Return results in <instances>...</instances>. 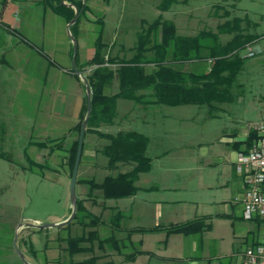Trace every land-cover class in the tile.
Segmentation results:
<instances>
[{
    "label": "rangeland",
    "instance_id": "obj_1",
    "mask_svg": "<svg viewBox=\"0 0 264 264\" xmlns=\"http://www.w3.org/2000/svg\"><path fill=\"white\" fill-rule=\"evenodd\" d=\"M30 1L0 0V264H26L14 246L17 232L18 247L29 263L57 264L71 259L67 239L85 236L92 229H98L101 238L114 234L126 246L118 253L113 243H105L101 249L95 241L92 251L76 254L75 261L100 255L101 263L208 264L199 257L200 251L190 250L183 234L169 239L167 232L161 242L149 246L154 253L150 258L152 254L144 253L140 245L144 231L129 236L127 231L113 228L112 218L119 209L126 214L121 221L124 228L152 229L156 222L165 225L168 218L181 221L185 217L211 215L212 228L207 230V238L214 253L219 242L223 251L230 253L245 251L254 241L256 244L264 240V221L245 219L242 205L235 202L243 182L232 163V143L238 137L237 132L243 133L250 124L264 119V51L249 55L251 45L239 50L244 62L227 100L214 101L212 105H149V113H144L148 108L144 104L118 100L115 122L102 125L99 130L117 133L135 129L150 139L146 154L152 159L151 169L140 174L137 181L140 190L135 196L103 199L100 190L91 189L90 183L85 182L100 181L110 172L105 168L107 158L100 152L105 139L94 130H86L78 172L83 182L77 184V194L88 209L101 216L103 223L87 226L84 222L90 218L83 214L88 213L79 211L65 225L20 226L59 222L71 214L72 170L68 149L79 137L77 128L68 132L66 122L59 121L57 118L61 117L53 114L51 108L57 78L62 89H70L76 78L71 71L72 62L67 66L71 72H64L62 61L50 51L54 44L62 46L64 41H70L67 30L54 17L47 1L44 7ZM161 1L85 0L82 17L93 21L103 17L102 53L118 58L131 57L139 34L145 33L160 15L173 20L177 32L183 35H195L202 30L214 32L227 18L247 16L249 23L244 26L258 35L257 43L264 47V0H178L165 12L159 8ZM44 8L45 18L47 15L54 18L50 23L44 21ZM227 13L230 15L226 16ZM61 18L64 22L72 19ZM98 26L99 23L92 24L86 29L85 41L90 45L98 36ZM158 34L161 35L160 31L154 38ZM231 37L221 34L220 40L226 42ZM49 67L60 77L44 79L43 89L36 93L29 90L27 80L34 77L42 80ZM117 90L115 81L105 92ZM92 197L96 198L95 203ZM158 202L161 217L157 215ZM137 250L140 252L133 259L128 258ZM155 254L178 258L169 262L156 258Z\"/></svg>",
    "mask_w": 264,
    "mask_h": 264
},
{
    "label": "trees",
    "instance_id": "obj_2",
    "mask_svg": "<svg viewBox=\"0 0 264 264\" xmlns=\"http://www.w3.org/2000/svg\"><path fill=\"white\" fill-rule=\"evenodd\" d=\"M47 1L56 5L58 11L66 13L69 20L72 18V8L61 5L60 0ZM68 1L76 3L79 9L85 7L82 2ZM177 1L162 0L159 8L165 12ZM228 14L226 16L230 15ZM98 23L99 34L95 53L85 64L89 67L93 66L91 71L85 74L91 87L92 102V112L86 130H94L105 139L100 152L107 158L105 168L110 172L100 181L85 180V182L90 183L91 189L100 190L103 199L127 198L136 195L140 190L137 181L141 173L150 171L152 159L146 154L150 139L144 133L135 129L120 130L117 133L99 130L102 125L115 122L118 100L127 99L144 105L168 106L212 105L214 101L227 100L230 87L244 62V57L239 54V50L256 43L258 35L249 32V28L244 26L249 23L247 16L227 18L218 24L217 31L214 32L202 30L195 35H183L177 32V26L173 20L164 19L160 15L149 24L145 33L139 34L131 57L118 58L102 53L103 17L99 18ZM159 31L161 37L154 38ZM221 34H230L232 37L222 42ZM206 58H211L209 70L196 72L186 68L188 61H200ZM77 67L85 71L78 65ZM115 81H117L118 90L114 93H106L105 90ZM86 111L87 102L82 119L76 125L79 134ZM257 137L256 132L250 131L244 141L243 151H246ZM78 138L72 141L68 149L70 153L68 164L71 170L75 162ZM81 182L83 181L78 177L77 184ZM79 211L88 213L83 214L84 217L90 218V221L84 222L87 226L96 227L104 222L100 215L93 214L78 197L74 219ZM125 216L126 214L120 210L113 215L114 229H123L129 236L135 232L153 230L144 227L124 228L121 221ZM207 220L208 218H197L175 223L167 227L166 231L168 234L202 232L211 227V223ZM83 241L90 242V245H83ZM95 241L101 249L104 248L105 243H113L114 250L118 253H122V248L126 246L124 240L122 242L114 234L101 238L98 229H92L85 236L69 237L67 251L71 259L67 263L58 261L57 264H115L111 261L99 262L100 255H92L79 261L73 259L76 254L92 251ZM139 252L140 250L131 253L128 258L133 259Z\"/></svg>",
    "mask_w": 264,
    "mask_h": 264
},
{
    "label": "crops",
    "instance_id": "obj_3",
    "mask_svg": "<svg viewBox=\"0 0 264 264\" xmlns=\"http://www.w3.org/2000/svg\"><path fill=\"white\" fill-rule=\"evenodd\" d=\"M46 1L47 0H31L30 2H35L36 5H39L40 7L41 6L44 7V4L46 3ZM47 2H48V6H49L48 8L54 12V17H56L60 23L64 24L65 30H67V26H68V23L70 21L64 22V21H62L63 18H61L63 16L66 19V16H67L66 13L64 14L63 12L58 11L56 9V5L51 4L49 1H47ZM67 2H69V1L67 0ZM70 2L74 4V2H72V1H70ZM77 2H82L83 5L85 6V4H84L85 0L84 1L83 0L82 1L77 0ZM67 7L74 8L72 6H67ZM49 9H47V10H49ZM84 10H85V7L79 9V16L80 17L78 16L77 20L71 25L70 30H71V33L73 36H77L76 37L77 46H78V49H77V65L80 68L85 70V71L81 70L83 72V74L85 75L86 73H89L93 67V66H90V67L86 66L85 64L89 59H91L93 57V55L95 53L96 42H97L98 36L95 40V43L90 45V43L85 41V35L84 34H85L88 26L92 25V24L97 25L98 20L93 21L92 19H89V20L84 19L82 17ZM43 15H44V21H46V22L50 23L54 19V18H52V16H51V18H48L49 17L48 15L45 18V8L43 10ZM99 18H100V16H99ZM103 31H104V29H103ZM67 34H68V32H67ZM98 34H99V26H98ZM68 36H69V34H68ZM158 37L160 38L161 35L158 34ZM69 39H70V41L69 40L64 41L62 46L54 44L50 50L51 52L55 53L56 56H58V58L62 61L63 65H64L62 70L64 72H71L67 66H70V63L72 62V58H73V54H74V44H73V41H72L70 36H69ZM256 45H258L260 48V49H258V53H262L264 51V47L262 46V44H259L256 42L251 46L255 47ZM79 49H80L81 53H80ZM210 64H211V58H206V59H203L200 61L192 60V61H188L186 63V68H189V69L194 70L196 72H201V71L209 70ZM51 68L52 67H49L48 70L44 74L45 77H48L47 79L45 77L42 78V80L35 78V77L28 79L27 80V84H28L27 88L29 90H31L32 92L36 93L37 91H40L43 89L44 79H45V81H49L50 77L54 78V79L57 77H60V74L54 70L51 71L52 70ZM51 73H53V74H51ZM75 77H76V78H74L75 80H72L70 89H62L61 84L59 82V78H57L58 80L55 82L56 89H55L54 93H52L53 96H52V101H51V105H52L51 108L54 111L53 114L61 117V118H57V119H59V121L66 122L67 129H69L68 132H72V130L76 129L75 127L79 121V118H80V116L84 110V106L87 102L85 84L77 75ZM150 105L153 106V105H157V104H150ZM117 106H118V103H117ZM144 107H148L147 109L143 110L144 113H149V111H150L149 105H144ZM117 116H118V114H117ZM67 129H66V131H67ZM237 133H238V137H236V141H234L235 143L234 142H233L234 144L232 143L233 149H234V156L232 159V163H233L234 167H235V159H236L237 153L240 151H243V149L245 148L244 141L248 136L249 130L247 129L243 133H241V132H237ZM147 149H148V147H147ZM164 152H167V151H164ZM92 200L95 203L96 198L92 197ZM164 201L170 202L171 200H164ZM157 204L159 206L157 215L159 217H161L162 214H161V209H160V205H159L160 203L158 202ZM119 210L122 211V213L124 212L121 209H119ZM90 211L92 212V210H90ZM93 214H95V213H93ZM197 218H208L207 222L211 223V227L208 229V231L212 228V221H211L212 216L211 215H204V214L201 216L193 217V218H186L185 217L181 221H177V220H174L172 218H168L167 223L165 225H162V223L156 222L155 227L152 228L153 230L144 231L141 233L142 235H141V238L139 240H140V245L142 247L143 252L144 253L149 252L150 254H152L150 256V258H151L154 255V253L152 252V250L150 249L149 246L152 245V243L155 241L161 242V237H162V235H164L167 232L166 231L167 227H169L170 225L175 224V223H181V222H185V221L193 220V219H197ZM254 219H259V217H256ZM260 219L263 220L262 218H260ZM144 228H150V227H144ZM153 234L156 236L155 237L152 236ZM177 234H183V233H170V234L167 233V237L170 239L171 237H174ZM183 235L185 236L184 241L185 242L187 241L186 243H188L190 250L191 251H196V250L200 251L201 255L199 257L207 260L208 264H243L244 251L233 250L230 253L225 252V251H223L222 244L219 242L218 251H216L215 253L212 252L211 251V243H210L209 239L207 238V237H209V236H207L208 235L207 230L202 231V232H197V233L183 234ZM201 236H203V237H201ZM197 238H199L200 240L199 239L195 240ZM169 239H168V242L170 241ZM205 240L209 241V245H207ZM263 241L264 240H262L261 242H263ZM166 247H165V249H166ZM165 251H168V250L166 249ZM155 255H156V258L164 260V261L167 260L169 262L171 260H174V258H178L177 256L175 257V256L170 255V254H167V255L155 254ZM194 258L197 259V257H194ZM194 263H195V261L191 262L190 264H194ZM151 264H159V263L153 262Z\"/></svg>",
    "mask_w": 264,
    "mask_h": 264
},
{
    "label": "built area",
    "instance_id": "obj_4",
    "mask_svg": "<svg viewBox=\"0 0 264 264\" xmlns=\"http://www.w3.org/2000/svg\"><path fill=\"white\" fill-rule=\"evenodd\" d=\"M250 48L249 55H254L255 50ZM248 130L256 132L258 137L246 151L237 153L235 170L242 178L243 189L235 202L242 205L245 219H264V119L250 124ZM243 264H264V241L247 246Z\"/></svg>",
    "mask_w": 264,
    "mask_h": 264
},
{
    "label": "water",
    "instance_id": "obj_5",
    "mask_svg": "<svg viewBox=\"0 0 264 264\" xmlns=\"http://www.w3.org/2000/svg\"><path fill=\"white\" fill-rule=\"evenodd\" d=\"M61 5L65 6H72L75 9V15L74 17L70 20L67 26V32L69 36L71 37L73 44H74V54L72 58V69L73 72L84 82L85 87H86V97H87V111L86 114L83 118L82 124H81V130L78 138V147H77V152H76V157H75V162L71 174V179H70V201L72 205V211L71 214L64 220L59 221V222H53V223H40V222H31V223H26V224H20V226H26V227H34V228H44V227H57L61 225H65L69 222H71L77 212V199H78V194H77V178H78V172H79V166H80V161H81V156H82V149H83V143H84V136L85 132L87 129L88 121L92 112V102H91V87L90 84L86 78V76L83 74L81 70L78 69L77 63H76V58H77V41L74 38V36L71 33L70 27L71 25L77 20L79 16V8L76 4L73 3H68L67 0H60ZM259 46L256 45L254 47L255 52H258ZM19 233L17 232L15 240H14V246L21 258L26 262V264H31L29 263L23 253L21 252L20 248L18 247L17 244V238H18Z\"/></svg>",
    "mask_w": 264,
    "mask_h": 264
}]
</instances>
